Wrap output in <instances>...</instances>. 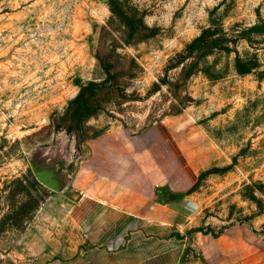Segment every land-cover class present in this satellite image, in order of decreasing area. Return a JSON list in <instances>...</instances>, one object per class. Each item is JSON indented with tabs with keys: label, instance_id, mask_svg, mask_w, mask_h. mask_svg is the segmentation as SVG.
<instances>
[{
	"label": "rangeland",
	"instance_id": "1",
	"mask_svg": "<svg viewBox=\"0 0 264 264\" xmlns=\"http://www.w3.org/2000/svg\"><path fill=\"white\" fill-rule=\"evenodd\" d=\"M170 123L206 138L195 231L264 236V0H0V264L90 249L94 143Z\"/></svg>",
	"mask_w": 264,
	"mask_h": 264
},
{
	"label": "crops",
	"instance_id": "2",
	"mask_svg": "<svg viewBox=\"0 0 264 264\" xmlns=\"http://www.w3.org/2000/svg\"><path fill=\"white\" fill-rule=\"evenodd\" d=\"M196 135L170 123L149 136L98 139L75 178L102 210L92 246L54 264H264V236L253 222L216 231L192 227L190 191L205 164L190 152L206 141Z\"/></svg>",
	"mask_w": 264,
	"mask_h": 264
},
{
	"label": "trees",
	"instance_id": "3",
	"mask_svg": "<svg viewBox=\"0 0 264 264\" xmlns=\"http://www.w3.org/2000/svg\"><path fill=\"white\" fill-rule=\"evenodd\" d=\"M120 12H121V16H123V17H124V16H125V15H124V13H123L122 11H120ZM125 18H126V17H125Z\"/></svg>",
	"mask_w": 264,
	"mask_h": 264
},
{
	"label": "water",
	"instance_id": "4",
	"mask_svg": "<svg viewBox=\"0 0 264 264\" xmlns=\"http://www.w3.org/2000/svg\"><path fill=\"white\" fill-rule=\"evenodd\" d=\"M160 195L163 197V195L160 193Z\"/></svg>",
	"mask_w": 264,
	"mask_h": 264
}]
</instances>
